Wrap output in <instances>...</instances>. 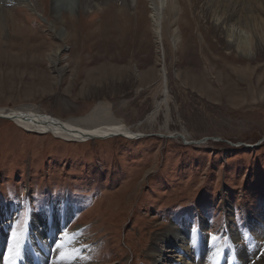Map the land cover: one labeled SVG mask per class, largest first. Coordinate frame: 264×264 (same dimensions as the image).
<instances>
[{
  "label": "rangeland",
  "instance_id": "rangeland-1",
  "mask_svg": "<svg viewBox=\"0 0 264 264\" xmlns=\"http://www.w3.org/2000/svg\"><path fill=\"white\" fill-rule=\"evenodd\" d=\"M122 1L79 9L78 0H0V108L76 119L99 104L100 120L140 136L67 141L0 118V209L19 213L14 232H26L30 211L49 207L45 218L56 223L68 209L55 229L79 231L81 264H152L146 251L164 227L193 236L202 224L224 245L229 231L254 241V261L264 252L252 230L264 218V45L244 57L199 19L191 37L181 26L186 51L164 42L162 52L140 13L149 10L144 0L132 9ZM2 241L6 251L17 247L14 258L58 256L56 244L46 254L24 238L15 247Z\"/></svg>",
  "mask_w": 264,
  "mask_h": 264
},
{
  "label": "bare ground",
  "instance_id": "bare-ground-1",
  "mask_svg": "<svg viewBox=\"0 0 264 264\" xmlns=\"http://www.w3.org/2000/svg\"><path fill=\"white\" fill-rule=\"evenodd\" d=\"M139 2L140 0H123L121 7L123 9H132L135 4ZM144 3L148 6L149 10L148 12L140 10V13L142 14V17L148 13L152 30L158 39V44L160 45L162 52H165L166 48L164 46V42H166L168 50L173 51V48L176 50L180 48L181 51L184 49L186 51L188 47L187 43L183 40L181 26H186L185 30L187 31L189 37H191L192 22L194 21V25L198 28L200 26L197 22H195V20L197 21L199 19L205 20L206 22L204 23L209 24V27H207V33H217L216 35L219 37L225 38L222 40V47L225 45L229 50L239 52L244 57H247L250 54L253 55L257 50L260 51L264 45V0H144ZM185 3L189 5V10L191 11L189 14L188 11L183 9V5L185 6ZM75 4L76 3H74V6ZM102 4H107V0H78L77 6L79 9H84L85 7L91 5L97 9ZM56 12L57 10L54 11V13ZM191 13L193 15L190 17ZM125 14H127L126 11ZM58 15L59 14L56 13V16ZM134 18L135 17L132 14L125 15V19L129 20L130 23H133L131 21H134ZM55 19L57 18L54 17V20ZM54 20H52V25H54ZM71 20L75 21L73 18ZM71 24H73V22H71ZM53 28L55 32H58L57 34L60 33L61 36H68V32L67 34L66 30L62 32V28L59 25L57 28ZM201 30L200 34L202 35ZM241 32L244 34L242 35ZM258 32L259 34L262 33V38H257L256 35ZM188 35L185 36L187 37ZM200 47L203 50L202 43L200 44ZM206 48L208 53V51H210V49H208L210 48V45L205 44L204 49ZM165 71V67H162L161 79L163 87V104L168 98ZM158 106L159 104L157 105V108ZM27 108L12 109L8 111L0 108V118L11 120L16 126L24 129L25 131L44 134L50 133L54 137L67 141L85 142L90 139H106L113 136H123L131 139L139 136V134L134 133L130 130V128L128 129L127 126L121 124L120 121L116 122V120L105 122L106 120L102 121V119H104L102 116V119L100 120L99 116H97L98 112L102 111L99 104H97L85 116L78 117L76 119H57L43 112ZM155 111L156 110L153 111V114ZM153 114L147 117V119L153 120ZM98 118L101 121L100 123ZM180 134H182L183 137L185 136L183 133ZM47 212L51 214L49 207L32 216V212L30 211V216L28 217L25 227L27 230L26 232L24 230L20 233L22 234V239L24 238L27 240V246H34L32 248L33 251H36L40 245L39 248L41 249L44 247L46 254H49V249L46 248V246H49L50 248V244L57 245V243L61 241V233L63 231L62 229L56 230L55 227L63 226L62 222H64L68 216L69 210L65 208L61 210L59 214L57 213L58 219L54 218L56 223L48 222L45 218V214ZM17 217V211L14 212L12 209H0V231L4 238H8L9 243L6 241L8 246L14 245L12 241H14L13 233L15 219H17ZM44 221H46V223ZM252 227V230L256 233L253 234L254 239H257L255 236L264 239V218L259 220V224L254 223ZM180 230V227L167 226L164 227L160 233H157L154 238H152L151 245L146 251L148 257L152 260V264H159V260L161 262L164 260L170 261V259L173 262L172 264H264V252H262L261 256L256 258L254 261L250 260L247 256L250 254L252 255L256 250V243L251 240L247 245H244L238 241L237 236L230 234L231 231L228 232L229 236L226 240V245H224V242L220 241L219 238L210 239L205 232V226L203 224L193 236H182ZM68 233L73 236L72 244L77 248V258L73 260V264H81L79 263V259L81 258L79 251L81 247L79 240L80 233L78 230H72ZM3 237L0 236V264H6L10 256L9 251L4 250L6 245L2 246L4 243V241H2ZM14 242V247L18 246L19 242ZM164 244L168 246H164V249H162L161 246ZM171 254H174L175 258H171ZM30 257L33 258L35 256L32 254ZM158 257L159 260H157ZM38 258L35 260L29 259L28 261H26L27 259H24V257L17 258L15 260V264H43L46 262V258L51 259V261L45 264H53V261L57 258V256L49 257L47 255ZM43 258L45 259L44 261ZM87 264L99 263L88 261Z\"/></svg>",
  "mask_w": 264,
  "mask_h": 264
},
{
  "label": "snow or ice",
  "instance_id": "snow-or-ice-1",
  "mask_svg": "<svg viewBox=\"0 0 264 264\" xmlns=\"http://www.w3.org/2000/svg\"><path fill=\"white\" fill-rule=\"evenodd\" d=\"M61 237V241L56 245L58 256L53 261V264H73V260L77 258V248L72 244L73 236L65 231L61 233ZM13 239L18 243L22 239V234L20 232H14ZM210 239H215V237H210ZM9 253L10 256L6 264H15L14 257L19 255V250L10 249Z\"/></svg>",
  "mask_w": 264,
  "mask_h": 264
},
{
  "label": "water",
  "instance_id": "water-1",
  "mask_svg": "<svg viewBox=\"0 0 264 264\" xmlns=\"http://www.w3.org/2000/svg\"><path fill=\"white\" fill-rule=\"evenodd\" d=\"M179 137H181L180 135H179ZM204 140H207V138H205ZM199 142V141H198Z\"/></svg>",
  "mask_w": 264,
  "mask_h": 264
}]
</instances>
